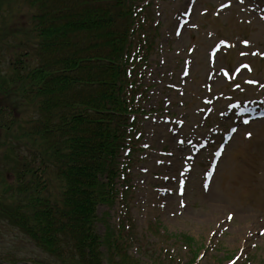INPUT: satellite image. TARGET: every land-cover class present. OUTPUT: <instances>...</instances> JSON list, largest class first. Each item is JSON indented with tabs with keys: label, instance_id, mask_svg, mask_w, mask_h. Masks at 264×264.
I'll use <instances>...</instances> for the list:
<instances>
[{
	"label": "trees",
	"instance_id": "trees-1",
	"mask_svg": "<svg viewBox=\"0 0 264 264\" xmlns=\"http://www.w3.org/2000/svg\"><path fill=\"white\" fill-rule=\"evenodd\" d=\"M143 1L0 0V227L40 253L0 249V264L180 263L130 254L143 247L123 152L155 29L138 33ZM116 204L113 226L98 208Z\"/></svg>",
	"mask_w": 264,
	"mask_h": 264
},
{
	"label": "rangeland",
	"instance_id": "rangeland-1",
	"mask_svg": "<svg viewBox=\"0 0 264 264\" xmlns=\"http://www.w3.org/2000/svg\"><path fill=\"white\" fill-rule=\"evenodd\" d=\"M145 2L138 33L154 26L155 42L144 63L140 149L130 156L143 248L130 253L180 258L167 264H264V117L225 142L243 117L264 114V0ZM119 208L99 205L98 216L114 226ZM12 234L0 227L1 250L40 254Z\"/></svg>",
	"mask_w": 264,
	"mask_h": 264
},
{
	"label": "bare ground",
	"instance_id": "bare-ground-1",
	"mask_svg": "<svg viewBox=\"0 0 264 264\" xmlns=\"http://www.w3.org/2000/svg\"><path fill=\"white\" fill-rule=\"evenodd\" d=\"M241 72H242V70H238L237 73L235 74V77H236V75H237L238 73H241ZM217 84L220 85L219 81L217 82ZM215 86H216V84H215Z\"/></svg>",
	"mask_w": 264,
	"mask_h": 264
},
{
	"label": "snow or ice",
	"instance_id": "snow-or-ice-1",
	"mask_svg": "<svg viewBox=\"0 0 264 264\" xmlns=\"http://www.w3.org/2000/svg\"><path fill=\"white\" fill-rule=\"evenodd\" d=\"M245 43H247L246 41H245ZM245 123H247V121H245ZM250 135V134H249ZM207 185H205V187H206ZM228 219H231V216H229L228 217Z\"/></svg>",
	"mask_w": 264,
	"mask_h": 264
}]
</instances>
